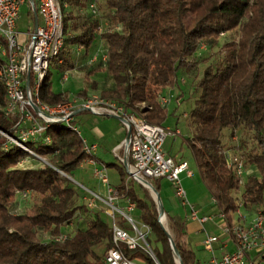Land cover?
<instances>
[{
  "label": "trees",
  "instance_id": "obj_1",
  "mask_svg": "<svg viewBox=\"0 0 264 264\" xmlns=\"http://www.w3.org/2000/svg\"><path fill=\"white\" fill-rule=\"evenodd\" d=\"M97 1L63 0L66 37L57 56L62 72L75 68L72 46L90 50L100 28L98 10L83 24L71 23L72 12L97 6ZM99 8L107 11L106 20L121 27L100 34L108 55L105 70L112 80L110 88L101 94L120 101L154 125L164 126L169 116L158 95L178 83L180 72L194 67L202 44H214L222 35L239 30L238 41L223 47V65L205 68L195 86V105L187 115L193 132L184 141L217 201L214 205L228 221L240 203L247 213L264 212V0H104ZM70 29L74 32L69 33ZM0 44L6 45L1 40ZM3 63L0 57V66ZM52 75L50 68L41 85V99L48 104L66 102V94L53 91ZM85 93L87 90L79 94ZM5 95L0 79V107ZM0 130L12 135V121L1 108ZM226 130L231 131V138L237 137L235 142L230 139L228 146ZM239 130L251 136L255 144L252 151L246 150ZM48 134L52 137L50 145L28 144L37 155L51 157L50 165L36 169L20 168L28 153L17 146L4 149L0 135V264H106L113 231L105 210L91 212L88 205L78 206L76 185L62 176H71L96 157L84 151V139L69 128H52ZM225 150L233 151L234 159L243 163L242 185L234 169L228 167ZM118 170L120 183L115 188L122 199L120 204L135 203V213H139L136 219L150 228L147 242L159 264H198L188 241L187 218H169L173 236L163 225L150 191L139 183H127L126 169ZM23 192L31 193L33 206L24 214H14L11 207L22 199L19 194ZM236 192L239 196H234ZM82 213L88 216L86 228L68 235L64 227L84 216ZM40 234H48L50 239L43 241ZM61 235L66 240H57ZM96 246L102 248L103 255ZM121 249L131 259L141 257L147 264H155L141 248Z\"/></svg>",
  "mask_w": 264,
  "mask_h": 264
},
{
  "label": "built area",
  "instance_id": "obj_2",
  "mask_svg": "<svg viewBox=\"0 0 264 264\" xmlns=\"http://www.w3.org/2000/svg\"><path fill=\"white\" fill-rule=\"evenodd\" d=\"M28 2L31 3L35 19L39 20V23L25 33L24 41L19 42L17 24L22 8ZM62 3L63 0H0V40L6 44L5 46L0 44V57L4 60L0 66V79L6 88L4 104L0 108L12 121V135L0 130V135L4 139L3 148L17 146L28 153L19 164L21 168L24 162L29 161L31 155L45 161L31 150L28 144L41 142L50 145L52 143V137L48 134L50 129L69 128L81 135L77 126V118L81 113L118 117L125 129L131 131L130 137L114 151L126 169L127 183L130 181L139 183L152 193L154 181L164 179L172 183L177 197L183 206L189 209L188 218L198 223L205 234L202 245L209 254L208 264H264L263 211L249 216L242 212L243 206L240 203L231 222L220 212L222 223L218 224V235L208 233L205 225L215 221V216L202 214L195 205L190 204L182 185L183 174L188 177L194 176L189 163L177 160L165 150L167 138L179 135L180 130L174 132L168 127L151 124L126 108L120 101L100 94L78 95L58 104H48L41 99V85L51 68V61L59 55L65 45ZM90 9L93 14L97 13L95 4H92ZM97 59L95 56L93 61ZM103 60L107 62V54ZM64 80L67 81L68 76H65ZM158 101L166 108L171 98L162 92L158 95ZM233 140L237 141V137ZM84 143V151L94 156L97 146L89 145L85 140ZM231 154L230 150L224 152L228 167L234 169L239 184L242 185L245 175L243 163L234 159ZM89 162L95 166V177L107 186L105 197L92 193L88 204L90 209H95L99 202L104 203L105 213L113 231V245L105 254V263L147 264L141 257L131 259L126 256L121 249L126 247L129 250L138 248L145 250L154 263L159 264L147 242L150 228L133 216L136 211L135 203L128 201L121 205L122 199L118 190L109 183L107 166L99 165L95 158ZM45 165L50 163L46 162ZM19 195L22 199H30L31 193L23 192ZM216 203V199H213V204ZM156 204L162 219L165 214H162L163 205L159 198ZM227 239L234 244L233 250H228L227 243L221 248L218 247ZM57 240L64 241L66 236L61 235ZM219 250L222 251L221 255L218 254ZM177 264L182 263L178 261Z\"/></svg>",
  "mask_w": 264,
  "mask_h": 264
},
{
  "label": "rangeland",
  "instance_id": "obj_3",
  "mask_svg": "<svg viewBox=\"0 0 264 264\" xmlns=\"http://www.w3.org/2000/svg\"><path fill=\"white\" fill-rule=\"evenodd\" d=\"M97 10L98 14L100 13V6L103 5V0L97 1ZM100 5V6H99ZM70 9V7L68 8ZM90 11V12H89ZM85 16L89 17L93 13L91 12V9L87 7L84 11ZM69 13V12H68ZM78 11L73 10L72 14L74 17V20L71 23H76L75 20L77 19ZM96 14V15H98ZM67 15L65 11V16ZM106 15V14H105ZM82 16V14H80ZM83 17V16H82ZM108 22L109 26H105L104 30L111 29L114 31H119L121 27L113 24L110 19L106 20ZM33 25L31 19L28 16L26 8L22 9L20 19L18 21V34H17V40L20 42L22 39V34L26 33ZM71 24V28H72ZM74 32L70 29L69 33ZM100 33V32H99ZM239 39V30H235L232 32H229L227 34L222 35L214 44L206 43L202 44V48L199 49L198 56L194 60V67L189 69L187 72H180L179 73V79L178 83L175 84L174 87L166 88L165 95L169 98H171L170 104L166 107L167 112L169 114L166 122L164 123L165 127L170 128L172 131L180 130V134L176 137L180 139H184L188 135H190L193 132V127L191 126L189 119H188V113L192 110V108L195 105L196 100V94L194 93V89L196 84L198 83L199 79L203 75V71L205 68L212 66L217 67L221 66L224 63V45L233 42L238 41ZM204 46V47H203ZM72 57L76 59L77 66L80 67V64H83V68L88 67L93 69V67H96L93 69L94 71L90 74L86 73V69L83 68H76L74 74V79L76 80V83L74 85V89L71 88L70 91L74 92L75 95L79 94L82 90L81 88L84 87L87 89V93L92 92L94 94H101L103 89H108L112 85V80L109 77L108 73L105 70V64L104 60H102V57L98 56L99 58L91 64H87L89 58L86 57V55L83 52V49L79 46H72ZM94 55V53H92ZM107 54V52L103 51V55ZM95 56V55H94ZM91 59V58H90ZM59 58L56 57L51 61V70H52V86L53 89L57 92H61L64 88H68L72 84L71 77L68 82H65L63 85L61 79L63 72L57 67L59 65ZM82 67V66H81ZM83 71L82 74H79L80 71ZM92 79H91V78ZM173 91V93L171 92ZM79 95H87L85 94H79ZM103 96V95H102ZM109 117H103V116H95L88 113H83V115L78 116L77 119V126L79 127L80 132L83 135V138H87V135L91 130L94 129V126L98 125L99 121L104 120H110ZM112 123H114L112 120L110 122H107L108 128L112 129ZM231 131L226 130L224 131V141L227 143V146L231 144L230 139H233L230 137ZM238 135L243 139V141L246 142V150L252 151L255 148V144L252 143V138L248 134H243L240 130ZM173 138L169 137L166 140V147L170 146ZM235 142V140H234ZM230 143V144H229ZM116 144V143H115ZM228 149V148H227ZM109 151H102L100 150L98 152L99 158L103 160L107 165L108 164H117L118 167H124L123 163L116 157L114 153V149L108 148ZM116 150V149H115ZM233 156V151L232 154ZM234 157V156H233ZM46 162H51V157H41ZM188 158L190 159V168L191 171L194 173L193 177H186V175H183L181 177L182 185L184 189L187 192L188 200L190 204L195 205L199 210L205 209L208 215L215 216V221L210 222L205 225L207 231L209 234H219L218 224L222 223V220L219 217L220 209L218 206H215L213 204V197L211 193L209 192L206 184L202 180V177L199 172L198 165L196 163V160L193 157V154L191 152L190 155H188ZM235 158V157H234ZM40 160L36 156L30 157L28 162H24L21 165V168H40L41 166L45 165L46 162ZM117 166H110L107 167V174L109 178V183L111 187H116L120 183V175L119 170ZM94 168L92 164L85 163L83 167H81L79 170L75 171L71 176L68 175H62L64 178L72 181L77 188V205L78 206H87L92 198V193H96L99 195H102V197H105V194L107 193V186L106 184L101 183L99 179H97L94 175ZM125 168V167H124ZM251 170L258 174L257 171H254L255 168H251ZM250 170V172H251ZM101 187L102 189H100ZM102 190V194L100 191ZM150 191V190H149ZM151 196L154 198L155 201L159 198L162 203L164 204L165 211H164V218L161 219L163 225L170 231V233L174 236V232L170 228V220H169V214L173 217L180 216V217H188L189 216V209L185 208L180 201V199L176 195V191L172 183L169 181H165V184L163 186L162 192L157 195L156 193H152L150 191ZM234 196H239V193H234ZM34 203V199H21L17 200L15 204L11 207V212L14 214H24L27 210H29ZM98 208L95 209H89L91 212L99 211L104 212L106 210L104 204L98 203ZM157 205V204H156ZM243 213H247L242 208ZM84 216L77 217L72 224L64 227V231L68 235H73L75 232L80 229H85L87 226L88 216L85 213H82ZM139 213H133V216L136 218H139ZM249 216L253 215L254 213H247ZM40 237L43 241H48L50 239V235L48 234H40ZM96 251L99 252L100 255H103L104 251L101 247L96 246ZM197 259H201L204 264H208L209 255L202 250L201 247H197L195 249Z\"/></svg>",
  "mask_w": 264,
  "mask_h": 264
},
{
  "label": "crops",
  "instance_id": "obj_4",
  "mask_svg": "<svg viewBox=\"0 0 264 264\" xmlns=\"http://www.w3.org/2000/svg\"><path fill=\"white\" fill-rule=\"evenodd\" d=\"M99 1V0H98ZM104 1V0H103ZM23 8H26L27 10V13H28V16L29 18L31 19L33 25L31 27H33L34 25H36L37 23H39V20L37 21L35 19V11L33 10V7L31 5V3H26L24 5ZM22 8V9H23ZM90 8V6H89ZM78 11V10H77ZM22 12V11H21ZM78 15H77V19L75 20L76 22H78L79 24H83V21L86 19L85 16V13L83 11H78ZM90 12V11H89ZM107 11H105L104 9L100 11V13L98 14L97 16V19H99L100 21V28L96 31V35L97 37L95 38L90 50L86 51L83 47H80V49L82 48L83 49V52L84 54L86 55L87 58H89L87 64H91V63H94L93 61V58L95 56H97V58H99L98 56H100V58L102 57V60H103V57L105 56V54L103 55V51L104 52H107V48H106V45L104 43V41L100 38V34L104 31L105 29V26H109L108 25V22L106 21V19L104 18L105 17V14H106ZM80 14H82V16H80ZM21 16V14H20ZM20 19V18H19ZM19 21V20H18ZM29 27V29L31 28ZM17 28H18V24H17ZM28 29V30H29ZM100 32V33H99ZM22 36V39L21 41H24L25 40V33L21 35ZM94 53V55L92 54ZM74 57V56H73ZM73 59V62L75 64V68L72 69V70H67V71H64L63 72V75H62V83L63 85L65 84V82H68L70 77H71V86L68 87V88H64L61 92H57L53 89V91L55 93H64L68 96L69 99L71 98H74L76 96H78L79 94L75 95L74 92H71L70 89L74 87L76 83V80L73 78L74 77V74L73 72H75L76 68H83V64H80V67L77 66V61H75L76 59ZM91 58V59H90ZM105 66H106V63H104ZM82 66V67H81ZM96 67H93V69H95ZM83 69H86V73L90 74L89 72H93L94 70L91 68L88 69V67H85ZM82 70L79 72V74H82ZM76 73V72H75ZM65 76H68V80L65 81L64 80V77ZM91 78V77H90ZM92 79V78H91ZM53 88V86H52ZM74 89V88H73ZM81 90H87L86 88L82 87ZM165 90L166 88L162 91L164 94H165ZM173 93V91H171ZM87 95L89 94H94L92 92H89V93H86ZM89 114V113H88ZM80 115H83V113H81ZM79 115V117H80ZM103 117H109L111 118L110 120H104V121H99L98 122V125L97 126H94V129L91 130V132L88 133L87 135V138H83V135L81 133V136L82 138L87 142V144L89 145H96L97 146V150L95 152V157H96V160L98 161V164H105L107 165L105 162H103V160L101 158H99L98 156V152L102 149L103 151H109L108 148H112L117 150V148L120 147V145L125 141V139H127L128 137V131L125 129L123 123L121 122L120 119L116 118V117H112V116H103ZM78 119V118H77ZM113 121L114 123H112V129H109L108 128V125H107V122H110V121ZM177 136V135H176ZM176 136H170L173 138L170 146H167L166 147V142H165V150L167 151V153L171 156H173L174 158H176L177 160H185L189 163V166L191 165L190 163V159L188 158V155L191 154V148L190 146L184 141V139H180ZM169 138V137H168ZM116 143V144H115ZM85 163H88L90 165V162L87 161ZM83 163L81 167H83V165L85 164ZM191 170V168H190ZM183 175H186V174H183ZM182 175V176H183ZM186 177H188L186 175ZM190 178V177H189ZM165 181L164 179H160V180H156L154 181L153 183V192L156 193L157 195H159V193L162 192V189H163V186L165 184ZM100 189H102L101 187H99ZM107 188V187H106ZM157 188L159 189V191L157 192ZM100 193L102 194V190L100 191ZM106 196V194H105ZM160 196V195H159ZM162 202V201H161ZM162 205H164L162 203ZM165 209V207H164ZM201 213L202 214H208L206 212L205 209H200ZM169 218L172 216V215H168ZM183 218H187V228H188V241L190 243V246L192 247V249L195 251V249L197 247H201L202 250L204 252H206L203 248V240L205 238V234L202 232V228L201 226L196 223V222H193L191 221L188 217H183ZM224 240V239H223ZM224 243H227L228 244V250H233L235 248L234 244L230 241V240H225L223 241V243H221L218 247H222ZM207 253V252H206ZM208 254V253H207ZM218 254L221 255L222 254V251H218ZM209 255V254H208ZM210 259V258H209ZM198 260V264H204V262H202L201 259H197ZM209 261V260H208Z\"/></svg>",
  "mask_w": 264,
  "mask_h": 264
},
{
  "label": "water",
  "instance_id": "obj_5",
  "mask_svg": "<svg viewBox=\"0 0 264 264\" xmlns=\"http://www.w3.org/2000/svg\"><path fill=\"white\" fill-rule=\"evenodd\" d=\"M116 118H118V117H116ZM118 119H120V118H118ZM130 135H131V131H128V137H130ZM68 177V176H67ZM164 213V209L162 208V214Z\"/></svg>",
  "mask_w": 264,
  "mask_h": 264
},
{
  "label": "bare ground",
  "instance_id": "obj_6",
  "mask_svg": "<svg viewBox=\"0 0 264 264\" xmlns=\"http://www.w3.org/2000/svg\"><path fill=\"white\" fill-rule=\"evenodd\" d=\"M163 218H164V217H163ZM163 218H162V219H163Z\"/></svg>",
  "mask_w": 264,
  "mask_h": 264
}]
</instances>
